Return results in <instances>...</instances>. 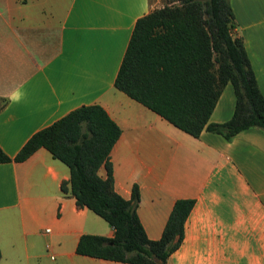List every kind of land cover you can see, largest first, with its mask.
Instances as JSON below:
<instances>
[{"label":"crops","instance_id":"obj_1","mask_svg":"<svg viewBox=\"0 0 264 264\" xmlns=\"http://www.w3.org/2000/svg\"><path fill=\"white\" fill-rule=\"evenodd\" d=\"M229 3L264 97V0ZM161 5L0 0V147L12 156L35 130L98 103L120 128L110 150L113 187L128 198L137 185L136 213L147 237H159L175 198L193 199L169 262L264 264V132L249 127L225 139L202 129L195 137L113 84L136 18ZM233 102L226 83L208 120H226ZM68 176L43 146L0 162V264H133L75 252L81 233L111 236L113 229L60 190Z\"/></svg>","mask_w":264,"mask_h":264},{"label":"trees","instance_id":"obj_2","mask_svg":"<svg viewBox=\"0 0 264 264\" xmlns=\"http://www.w3.org/2000/svg\"><path fill=\"white\" fill-rule=\"evenodd\" d=\"M233 28L229 0H166L136 18L113 84L195 137L202 129L225 139L249 127L264 132V97L243 40ZM226 83L234 96L231 115L221 122L209 121ZM4 103L0 97V107ZM119 133L101 105L80 104L32 132L14 155L0 147V162L23 160L43 146L68 167L60 190L113 229L111 236L81 233L76 253L133 264H156V259L172 264L168 256L183 238L193 199L175 198L159 237H147L136 213L137 185L131 186L128 198L113 187L110 150Z\"/></svg>","mask_w":264,"mask_h":264},{"label":"rangeland","instance_id":"obj_3","mask_svg":"<svg viewBox=\"0 0 264 264\" xmlns=\"http://www.w3.org/2000/svg\"><path fill=\"white\" fill-rule=\"evenodd\" d=\"M165 1H166V0H157V3H158V4H160V3L163 4Z\"/></svg>","mask_w":264,"mask_h":264},{"label":"water","instance_id":"obj_4","mask_svg":"<svg viewBox=\"0 0 264 264\" xmlns=\"http://www.w3.org/2000/svg\"><path fill=\"white\" fill-rule=\"evenodd\" d=\"M156 264H161V261L156 259Z\"/></svg>","mask_w":264,"mask_h":264},{"label":"built area","instance_id":"obj_5","mask_svg":"<svg viewBox=\"0 0 264 264\" xmlns=\"http://www.w3.org/2000/svg\"><path fill=\"white\" fill-rule=\"evenodd\" d=\"M44 230H48L47 228H45ZM50 257H52V255H50Z\"/></svg>","mask_w":264,"mask_h":264}]
</instances>
